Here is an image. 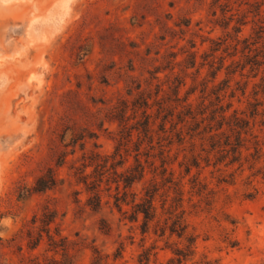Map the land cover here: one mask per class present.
I'll return each instance as SVG.
<instances>
[{
  "label": "rangeland",
  "instance_id": "374dc122",
  "mask_svg": "<svg viewBox=\"0 0 264 264\" xmlns=\"http://www.w3.org/2000/svg\"><path fill=\"white\" fill-rule=\"evenodd\" d=\"M263 55L264 0H0V264H139L145 253L148 264H168L190 236L194 253L181 264H264V65L241 70ZM140 96L150 97L152 119L159 100L180 105L166 124L167 157L159 155L160 119L152 139L132 131L121 140L113 108ZM188 104L208 119L198 132L210 124L226 134L225 125L215 129L219 109L229 105L227 122L234 112L249 121L260 158L252 159L253 140L242 135V160L218 162L208 134L190 140L189 116L170 133ZM138 166L144 176L119 211L117 176ZM48 171L55 186L30 191ZM81 173L100 184L95 210ZM195 179L205 186L201 194ZM151 186L159 188L157 218L143 232V216L132 220L130 194L138 201ZM176 190L187 229L182 237L161 235Z\"/></svg>",
  "mask_w": 264,
  "mask_h": 264
},
{
  "label": "trees",
  "instance_id": "16d2710c",
  "mask_svg": "<svg viewBox=\"0 0 264 264\" xmlns=\"http://www.w3.org/2000/svg\"><path fill=\"white\" fill-rule=\"evenodd\" d=\"M245 43L247 40L244 41ZM256 44V43H255ZM251 45V44H249ZM254 45V44H252ZM248 46V45H247ZM248 47H245L247 49ZM218 51V49H213V52ZM250 52V51H249ZM234 56V55H233ZM256 55L255 57H257ZM264 57V55H263ZM235 62L233 61L231 65H233ZM252 64V66H256L257 68H260L261 65H264V62H258L257 60H249L248 63L244 64L241 68V70H244L247 64ZM195 64V63H194ZM238 67V66H237ZM236 72V71H234ZM232 72V73H234ZM216 74L214 73V76ZM264 81V80H263ZM182 85L181 82L178 83L177 86L174 87L173 94L175 96L174 102H180L179 98V89ZM141 86L139 85L137 87V90L140 89ZM160 91H157V95ZM264 92V90H263ZM150 97L143 98L140 96L135 101L131 102V106L128 105V103H121L119 106H116L113 108L115 111V119L119 122V126L121 127V140H125L126 138H130L132 136V131H136L137 133H142V135L145 138L152 139L153 137V126L155 124V120L160 119L161 123L158 126V131L162 134V139H159L157 144L160 148H163L160 150L159 155L163 156L165 153H167L166 157L170 153V149L167 151L164 150V148H168L172 145L173 141L170 139V135L167 134L166 130V124L168 123L169 118H172L174 116L175 110L180 106L179 104H176V106L171 107L169 103H167L164 100H159V102H156L157 110L155 114V118L152 119L153 114L149 113L148 111L153 107L151 104H149ZM182 101L183 103L186 101ZM130 107V108H129ZM185 107V106H184ZM186 113L184 114V118H181V116L178 114L177 119L179 120L178 123H176L174 126L171 125L170 133L176 129L178 124H184L187 123L185 118L189 116L188 118L191 120L192 126L189 128V132H193L192 134L187 133L189 135L190 140H192L195 136H205L208 134V141H209V147L210 152H216L219 155V161H224L226 159H229V162L226 164L231 165L234 163H239L243 158V151L242 149L245 146V143L247 140L242 137L249 136L253 140V150L254 153L251 155L252 159H259L260 153L262 150V147L259 144V141L256 140L257 136H253L252 128L250 127L249 121L243 120L242 118L238 117L236 112L231 116L232 120L227 122L226 112L230 108L228 105L227 108H220L218 112V127L215 129L216 131H219L223 128L225 125L228 128V132L230 134H226V132H216L213 133V127L210 124H207L203 127L202 131H199V128L208 120L204 116V113H198L193 114V111L191 109V104L186 105ZM139 110L141 111V120L137 119V115ZM257 110V105L255 108V111ZM128 111H131V118L129 116H126ZM255 111H252L251 117L256 115ZM197 116H201L200 121L197 120ZM216 118V113L211 117L209 120L212 121ZM133 120L134 124H132L130 127H128V121ZM183 127L179 129L178 132L175 133L176 137L178 138V142L184 141V137H182ZM196 132V133H195ZM204 137H200V140H203ZM170 139V140H169ZM168 140V143L166 146L162 145V141ZM194 146V145H193ZM248 150V149H247ZM204 149H201V152H203ZM200 153L197 155H193L192 163L191 165L198 166V159L200 158ZM166 157H162L161 160V167L163 168V173L167 172V169L165 167L166 165ZM206 163H209L208 157H206ZM243 166V164H240V168ZM87 168V165L84 166V169ZM253 168V164L250 165V169ZM84 172V171H82ZM116 172V171H115ZM186 172H190V167H186ZM82 176L80 177V181L82 182L86 188L87 191L90 193V197L87 199V205L90 206L93 210L95 208L99 207L101 205V197H100V191L96 190L99 188V185H95V181H88L90 179V176L88 174L81 173ZM260 174V171H257L253 175ZM170 175H173V172H170ZM144 176V168H140L139 166L130 170H127L125 173L118 174L119 180L116 182L118 183L117 190L119 189V182L123 183V189L124 193L121 197H115V206L118 208L119 211L122 210V205L128 203H125L126 198L128 196L127 189H130L134 183L139 182L142 180ZM262 179L264 180V172L262 173ZM169 182V181H168ZM194 185L193 188L198 186V194H201L202 191L205 190V186H200V182H197L196 179L193 181ZM55 178L54 176L48 171L44 176H41L38 178L34 186L30 189L35 192H42L47 189L52 188L55 186ZM101 183V181H99ZM178 184H175L177 187ZM159 188L156 186L147 187L144 189V196L139 198L137 201V194L131 193L130 196L132 197L131 204L133 208V216L132 220L137 221L138 216H143V226L142 230L143 232H146L148 229V225L150 222L154 221L157 218V206L155 205L156 197L158 196ZM177 196L173 199L172 205L167 208L166 214L168 217L164 220L163 227L159 229L161 235H164L165 232L168 230L170 235L176 234L178 237H182L187 229L186 220H185V210L183 209V193L179 190H176ZM118 195V193H117ZM164 195H162L163 197ZM168 195L164 197L161 204V209L164 210L165 206L168 201ZM126 213V212H125ZM42 222L45 223L47 226L51 224L53 219H51V216H49L48 213H45L43 215ZM231 224H235L234 222H231ZM187 246L185 249L177 250L175 255V258L171 259L168 264H181L183 261L187 259V257L193 255L194 250V243H195V237H188L186 239ZM229 244L231 247L236 246L235 241H229ZM37 245V244H36ZM121 255V251L116 254L115 258L119 257ZM145 262L144 264H148L149 261V253H145L143 256H141V259L139 260V264H142V262Z\"/></svg>",
  "mask_w": 264,
  "mask_h": 264
}]
</instances>
